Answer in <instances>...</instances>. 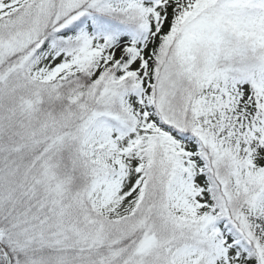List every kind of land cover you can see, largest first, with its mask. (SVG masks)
I'll return each mask as SVG.
<instances>
[{
    "label": "snow or ice",
    "instance_id": "1",
    "mask_svg": "<svg viewBox=\"0 0 264 264\" xmlns=\"http://www.w3.org/2000/svg\"><path fill=\"white\" fill-rule=\"evenodd\" d=\"M0 264H264V0H0Z\"/></svg>",
    "mask_w": 264,
    "mask_h": 264
}]
</instances>
